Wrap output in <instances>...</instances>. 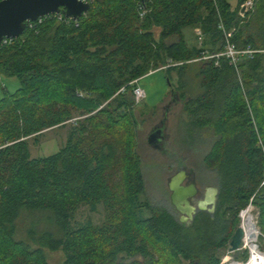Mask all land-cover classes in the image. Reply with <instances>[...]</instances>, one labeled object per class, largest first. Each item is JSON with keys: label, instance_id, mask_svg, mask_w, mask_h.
Masks as SVG:
<instances>
[{"label": "trees", "instance_id": "16d2710c", "mask_svg": "<svg viewBox=\"0 0 264 264\" xmlns=\"http://www.w3.org/2000/svg\"><path fill=\"white\" fill-rule=\"evenodd\" d=\"M219 18L237 47L260 51L240 63L245 95L226 59L199 60L222 50ZM195 28L201 45L184 34ZM191 65L198 84L172 94L184 132L204 138L218 197L213 215L185 225L145 199L132 91ZM0 74L19 82L0 99V264H50L45 250L59 264H221L252 197L264 237V0L243 20L228 0H93L76 22L46 17L1 45ZM66 125L58 152L30 157L28 138ZM98 205L101 224L72 226Z\"/></svg>", "mask_w": 264, "mask_h": 264}, {"label": "rangeland", "instance_id": "374dc122", "mask_svg": "<svg viewBox=\"0 0 264 264\" xmlns=\"http://www.w3.org/2000/svg\"><path fill=\"white\" fill-rule=\"evenodd\" d=\"M228 3L232 10L237 9L238 0H228ZM188 31V29H185L184 34H187ZM187 40L191 44H196L197 40L193 31H189ZM197 69L196 65H191L184 71L182 77L177 72L168 75L165 71H157L143 77L140 80V86L147 99L136 103L133 111L136 122V152L141 160L145 199L155 206L167 209L175 218H178V215L170 204L167 190L169 178L178 169L185 167L195 174L198 182L202 184L200 187L203 189L206 186L216 185L215 173L207 169L202 162L208 147L204 145V138L201 133L188 134L186 131L184 132V122L187 117L184 113L183 102L177 100V94L168 98L165 111L160 109L151 111L162 104L172 91L184 90L187 92L193 90L199 82V78L196 76ZM18 87L17 78H8L0 74V99L4 92L12 93ZM190 95L189 93L186 97ZM174 98L176 104L172 103ZM164 113L167 115L165 139L160 146L161 149L153 150L147 145L146 136L153 125L158 124L160 119L165 118ZM67 133L68 125L52 128L36 137L28 138L30 157L33 159L43 158L58 152L66 141ZM256 213H258L256 208H253L250 215L255 217ZM104 218L105 212L102 205H98L94 212L83 206L74 214L71 224L73 227H79L87 222L99 225L104 221ZM238 220L240 223L239 217ZM257 230V239L253 244V254L256 256L260 255L255 251L256 248L264 255V237H260L258 224ZM248 247L251 246L243 247L242 244L241 248L235 252H229L228 250L223 252L220 255L221 264H247L251 260V251L249 252ZM45 254L50 264H59L63 259L62 253L59 251L50 252L45 250ZM243 255H246L245 261L241 259ZM184 264L187 263L184 262Z\"/></svg>", "mask_w": 264, "mask_h": 264}, {"label": "water", "instance_id": "95a60500", "mask_svg": "<svg viewBox=\"0 0 264 264\" xmlns=\"http://www.w3.org/2000/svg\"><path fill=\"white\" fill-rule=\"evenodd\" d=\"M90 5L80 0H1L0 1V46L4 39L19 38L26 30L27 21H36L38 18L62 13L66 18L77 21L87 13ZM154 140H156L154 138ZM190 177L185 170H180L169 178L167 189L170 192V203L180 214L179 223L185 224L193 220L198 211L213 212L217 202L218 189L207 187L203 198L192 203L197 193L196 184L191 181L185 186L184 180ZM243 238L242 229H234L229 241L228 251L235 252L239 249Z\"/></svg>", "mask_w": 264, "mask_h": 264}, {"label": "built area", "instance_id": "2783aa9c", "mask_svg": "<svg viewBox=\"0 0 264 264\" xmlns=\"http://www.w3.org/2000/svg\"><path fill=\"white\" fill-rule=\"evenodd\" d=\"M80 1L82 3H86V4L90 5L93 0H80ZM254 3H255V0H243L242 2H240L238 4V6H237V16H238V18L240 20H243V19L246 18L247 14L252 10V8L254 6ZM145 13H146V10H143L141 8L140 9V16L142 17ZM84 14H86V13H84ZM46 17H54V18H56L57 21L64 22V23H69L70 21L76 22V21H74L72 19L66 18L62 13H58V14L48 15V16H45V17L38 18L36 21H33V22L27 21L26 22V27L33 28L35 22L40 23ZM217 28L221 32V35H222V50L220 52H217V53H214V54L203 53L202 57L199 60L215 59V65H217V60L219 58L226 59L228 65L233 67V69L235 70V72L237 74L239 86H240V88L242 90V93L244 94V87H243L242 79H241V76H240V73H239L240 63L243 60H251V59H253L254 56L260 51L254 50L250 46L237 47L230 40V33L231 32L225 29L224 24H223V22L221 21L220 18H219V23H218V27ZM193 32H194V35L196 36V40H197L198 45H201V43L203 41V35H202L201 30L199 28H195ZM9 41H11V40L4 39L1 45L6 44ZM173 65H177V64L169 63L168 65H166L164 67H161L160 69H164V68H167V67L173 66ZM136 82L137 81H135L134 84H136ZM132 94H133V98H134L135 104L136 103H140V102H142L145 99V93H144L143 89H141L137 85H135V87L133 88ZM261 186L264 187V180L262 181ZM253 198L254 197H252L249 200L247 206L244 209L239 211L238 217L240 219V223H239L238 226L242 229V232H243V227L245 226V222L248 220L249 223L252 226L253 231H255V234H256L255 240H256L257 239V231H258L257 230L258 213L255 214V217L250 215V213L253 210V208L255 209V206L253 204ZM242 244H243V247H247V244L244 243V233H243V238L241 240V244H240L239 249L241 248ZM257 251L260 252L258 249H257ZM249 252H250V249H249ZM250 257H251V254H250Z\"/></svg>", "mask_w": 264, "mask_h": 264}, {"label": "flooded vegetation", "instance_id": "af4514ba", "mask_svg": "<svg viewBox=\"0 0 264 264\" xmlns=\"http://www.w3.org/2000/svg\"><path fill=\"white\" fill-rule=\"evenodd\" d=\"M173 95H174V94H173ZM175 97H176V96H175ZM177 100H179V99L177 98ZM172 103H175V104H176V99H175V98L172 100ZM167 113H168V112H167ZM163 115H164L165 118L160 119V121H159L158 124L153 125V126L149 129V131H148V133H147V136H146V143H147V145H148L151 149H153V150H159V149H161L162 147H160V146H161V144H163L164 139H165L166 127H167V115H166V113H164ZM154 138H155L156 140H154ZM180 170H185L188 174H190V177H189L188 179L186 178V179L184 180V182L182 183L183 186H185L186 184H189L191 181H194L195 184H196L197 193H196L195 197L192 199V203H193L194 205H196V202H197L198 200H200V199L203 198V194H204V192H205V189H206L207 187H209V186H206V187H204V188L202 189V187H200V186H202V184H200V182H198V179H197V177L195 176V174L192 173L190 170L186 169L185 167H181V168L178 169L174 174H176V173L179 172ZM174 174H173V175H174ZM173 175H172V176H173ZM172 176H171V177H172ZM168 192H169V191H168ZM169 196H170V192H169ZM217 197H218V196H217ZM216 204H217V202H216ZM172 207H173V206H172ZM173 209H174V207H173ZM174 210H175V209H174ZM215 210H216V206H215L214 211L211 212V213H209L208 211H198V210H196V213H195V215H194V217H193V220H194L196 214L199 213V212H205V213H207V214H209V215H213V214L215 213ZM176 213H177V215H178V218H176V219L179 220V218H180V214H179L178 212H176ZM193 220H192V221H189L188 223H185V225H190V224L193 222Z\"/></svg>", "mask_w": 264, "mask_h": 264}, {"label": "bare ground", "instance_id": "6f19581e", "mask_svg": "<svg viewBox=\"0 0 264 264\" xmlns=\"http://www.w3.org/2000/svg\"><path fill=\"white\" fill-rule=\"evenodd\" d=\"M243 233H244V243H246L251 251V260L247 264H264V255L261 252H258L256 249L255 251L260 255H254L253 254V244L255 242V231H253L251 224L247 220L245 222V226L243 227Z\"/></svg>", "mask_w": 264, "mask_h": 264}, {"label": "crops", "instance_id": "0c3cea01", "mask_svg": "<svg viewBox=\"0 0 264 264\" xmlns=\"http://www.w3.org/2000/svg\"><path fill=\"white\" fill-rule=\"evenodd\" d=\"M188 34H189V31H188V33L187 34H185L186 35V37L188 38ZM161 71H163V70H161ZM156 72V71H155ZM154 72H152V73H149V74H153ZM148 74V75H149ZM147 76V75H146ZM145 77V76H144ZM143 78V77H142ZM141 78V79H142ZM141 79H139L137 82H136V84L135 85H137L138 87H140L141 89H142V87L140 86V80ZM145 93V92H144ZM172 93H170V95L169 96H167V98H165V100H164V102L162 103V104H160V105H158V107L157 108H155V109H152V111L151 112H153L154 110H158V109H160V110H163V111H165V109H166V107H167V105L165 106V104H166V101L168 100V98L171 96L172 97ZM147 99V96L145 95V99H144V101ZM209 187H216L217 189H218V187H217V185H215V186H209ZM168 190V189H167ZM170 197V196H169ZM169 200H170V198H169ZM171 204V203H170ZM172 206V205H171ZM176 211V210H175ZM177 212V211H176Z\"/></svg>", "mask_w": 264, "mask_h": 264}]
</instances>
